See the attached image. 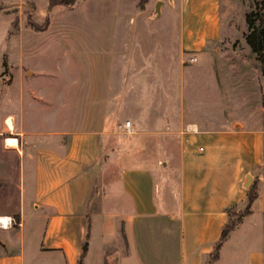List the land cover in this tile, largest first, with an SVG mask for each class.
Here are the masks:
<instances>
[{
	"label": "crops",
	"instance_id": "1",
	"mask_svg": "<svg viewBox=\"0 0 264 264\" xmlns=\"http://www.w3.org/2000/svg\"><path fill=\"white\" fill-rule=\"evenodd\" d=\"M132 1L133 14L121 13V0L50 9L47 0H0V231L8 236L0 245L17 242L16 264H207L227 211L245 207L255 181L248 212L212 264H264V130L223 120L217 65L225 61L216 55L236 36L250 52L244 15L253 0H161L155 16L157 0ZM132 15L160 26L128 38ZM27 16L48 24L35 30ZM79 16L86 26L73 24ZM59 17L67 24L56 26ZM154 42L160 56L132 58ZM51 43L79 50L85 69L54 68L50 88L33 85L30 64L60 66V52H34ZM98 49L105 57L90 52ZM190 56L196 61L184 64ZM5 64L13 70L4 81ZM11 83L17 88L5 90ZM126 120L129 134L118 128ZM158 138L163 159L147 152ZM145 160L152 165L136 162ZM173 162L160 187L152 168L165 180ZM3 163H15L16 176Z\"/></svg>",
	"mask_w": 264,
	"mask_h": 264
},
{
	"label": "rangeland",
	"instance_id": "2",
	"mask_svg": "<svg viewBox=\"0 0 264 264\" xmlns=\"http://www.w3.org/2000/svg\"><path fill=\"white\" fill-rule=\"evenodd\" d=\"M116 3L118 0H115ZM137 2L139 0H136ZM121 2L124 3L125 7L120 8L122 12L130 13L133 14V11L139 10L138 7L132 6V0H121ZM136 2V4H137ZM80 17V18H79ZM78 18H73L72 22L76 26H86V19L84 16H79ZM132 18L134 20L133 24H128L127 29L128 32L126 34V37L130 38L132 36V30L133 28H136L140 33H147L149 29H155L158 26H160V20H153V21H143L140 23V21L137 18H134V15H132ZM66 20L64 17H59L57 21L54 23L56 26H64L67 24ZM172 20L169 21L168 25V30L171 27ZM53 25V24H52ZM100 25V24H99ZM54 26V25H53ZM53 30L49 32L48 34L45 35V37H50L53 36ZM102 34V33H101ZM172 32H169V37H171ZM39 41V40H38ZM37 41V42H38ZM232 42H229L230 44L232 43V46H228L227 49L221 50L219 53L216 55L219 57V59L224 60L225 64H223L221 67L220 65H217V68L219 69V72L221 73L222 77V85H223V105H225V108L223 109V114L222 118L224 119H231V118H238L243 121V123L250 128H257V129H263L264 130V73L261 70V67L259 63L255 60L254 55L251 54L249 51L245 50L242 44V39L241 37L236 36L234 39H231ZM37 45L36 42H33V47L35 48ZM159 44L157 42L153 43V49H149L148 46H144L145 49H142L141 51H136L133 49L131 51L132 53L131 56L132 58L141 57V54L145 56V58L151 57V56H160L161 55V50L158 48ZM45 50H35L37 54L39 52H51V53H59L62 54V58L60 60V66L58 65H31L30 67L37 69V72L35 73V77L31 79L30 83L33 85H43L46 84V88H50L52 86V83L49 79H47L46 74L49 73L50 71H53L54 68L58 69L61 68L63 72L66 73H73L74 71H79V69H85V57L82 55H75L76 53L78 54L79 50H71L69 47L65 44L62 43L60 48L57 47L54 49L53 44H48L45 47ZM93 54L95 53V56L97 58H102L105 57V52L104 50L98 49V50H91ZM139 52V53H138ZM170 52V51H169ZM167 51V53L169 54ZM138 53V54H136ZM195 57V56H194ZM38 58V56H37ZM189 57H187L184 61V64H190L187 60ZM196 58V57H195ZM196 61V59H195ZM194 61V62H195ZM236 61H238V64L236 66ZM32 62V61H31ZM77 62V63H76ZM192 62V63H194ZM242 63L244 64L243 66H239V64ZM189 68L188 66H183L184 71H186ZM221 68V69H220ZM39 69V72H38ZM13 70L12 65H3L2 66V80L5 81V79L8 78V72L10 73ZM66 70V71H65ZM16 71V69H15ZM42 72V73H41ZM44 72V73H43ZM237 73V81L236 82H231L230 81V75L233 73ZM183 81L186 82V78L183 77ZM49 82V83H48ZM159 87V83H156ZM5 85V84H4ZM231 87V88H230ZM4 88V87H3ZM17 88L16 84L11 83L10 86L5 87V90L7 91H14ZM233 90V91H232ZM232 91V93H231ZM159 146H152L147 152L153 156H157L162 158L163 156V147L161 146V139H157ZM145 148V147H143ZM142 148V149H143ZM163 159V158H162ZM137 163L144 164L146 166H151L152 163L148 162L147 160L145 161H136ZM166 163L160 162L159 165L161 167H164ZM174 162L171 163L165 171L168 174L167 179H162L160 176V167L155 166L152 168L153 173L155 175V178L157 182L161 186L166 185V181L173 178L174 172H170L172 170L171 167L174 166ZM15 163H3L2 168L5 172L11 173V175L16 176V169L14 168ZM171 168V169H170ZM260 170H264V164L261 167ZM255 181H253L254 187H255ZM7 186L6 180H2L0 178V189L5 188ZM256 188V187H255ZM2 204L0 203V210H1ZM15 229L14 226H12V231ZM7 234L4 232L0 231V239L5 240L7 238ZM92 244V241L90 242ZM90 244V245H91ZM4 248L3 246L0 245V254L2 255L4 252L7 253L6 258H1L0 261H4L7 264H16L17 263V258L14 257V253L17 251L18 244L16 241L9 242Z\"/></svg>",
	"mask_w": 264,
	"mask_h": 264
},
{
	"label": "trees",
	"instance_id": "3",
	"mask_svg": "<svg viewBox=\"0 0 264 264\" xmlns=\"http://www.w3.org/2000/svg\"><path fill=\"white\" fill-rule=\"evenodd\" d=\"M142 1V0H141ZM48 9L53 6H64L71 8L75 0H47ZM246 30L243 33V41L249 48L250 52L254 55L255 60L259 63L262 72L264 73V0H253L250 9L244 15ZM27 24L35 29L40 30L48 24V17L45 18L41 25L32 23L30 17L27 16ZM255 187L257 185L255 183ZM254 184L250 185L247 190L246 205L241 211L228 213V220L223 225L219 238L213 246L209 254L207 264H212L217 259L218 250L223 240L229 231L240 221L241 217L248 212V206L253 198L256 196V188Z\"/></svg>",
	"mask_w": 264,
	"mask_h": 264
},
{
	"label": "built area",
	"instance_id": "4",
	"mask_svg": "<svg viewBox=\"0 0 264 264\" xmlns=\"http://www.w3.org/2000/svg\"><path fill=\"white\" fill-rule=\"evenodd\" d=\"M195 57L194 56H190L189 58H188V62L189 63H192V62H194L195 61ZM120 127H122V129H123V132L125 133V134H129L130 133V130H129V121H124L123 122V124L121 125V126H118V128H120Z\"/></svg>",
	"mask_w": 264,
	"mask_h": 264
},
{
	"label": "water",
	"instance_id": "5",
	"mask_svg": "<svg viewBox=\"0 0 264 264\" xmlns=\"http://www.w3.org/2000/svg\"><path fill=\"white\" fill-rule=\"evenodd\" d=\"M161 3V0H157L156 3L154 4V9H153V15H157L158 14V11H159V5ZM248 179V178H247ZM249 180L246 181V185L248 183ZM245 185V186H246Z\"/></svg>",
	"mask_w": 264,
	"mask_h": 264
},
{
	"label": "bare ground",
	"instance_id": "6",
	"mask_svg": "<svg viewBox=\"0 0 264 264\" xmlns=\"http://www.w3.org/2000/svg\"><path fill=\"white\" fill-rule=\"evenodd\" d=\"M8 122V121H7ZM6 143H8V144H13L14 143V140H12V139H6ZM250 179V177H248V180ZM4 220V219H3ZM3 220H2V222H3ZM5 221V220H4Z\"/></svg>",
	"mask_w": 264,
	"mask_h": 264
}]
</instances>
